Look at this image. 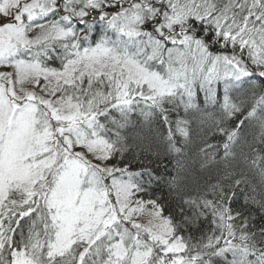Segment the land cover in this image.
I'll return each instance as SVG.
<instances>
[{"label":"snow or ice","instance_id":"obj_1","mask_svg":"<svg viewBox=\"0 0 264 264\" xmlns=\"http://www.w3.org/2000/svg\"><path fill=\"white\" fill-rule=\"evenodd\" d=\"M0 264H264V0H0Z\"/></svg>","mask_w":264,"mask_h":264}]
</instances>
